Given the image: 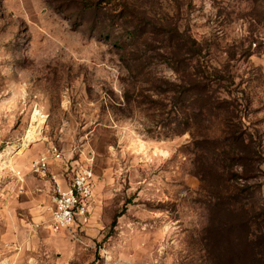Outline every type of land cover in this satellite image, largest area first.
<instances>
[{"label": "rangeland", "instance_id": "1", "mask_svg": "<svg viewBox=\"0 0 264 264\" xmlns=\"http://www.w3.org/2000/svg\"><path fill=\"white\" fill-rule=\"evenodd\" d=\"M174 28L219 71L248 158L225 161L217 120L187 126L188 99L161 94ZM52 146L96 175L78 229L48 227L30 163ZM0 264H264V0H0Z\"/></svg>", "mask_w": 264, "mask_h": 264}, {"label": "trees", "instance_id": "2", "mask_svg": "<svg viewBox=\"0 0 264 264\" xmlns=\"http://www.w3.org/2000/svg\"><path fill=\"white\" fill-rule=\"evenodd\" d=\"M175 33L172 35L180 36L177 42L171 44V49L169 52L166 51V56L170 57V60L173 61V69L178 75V82H167L172 87H169L168 90H164L162 93L168 92L173 93V99L175 103L182 102L184 98L188 99V102L191 103V113L188 114L187 126L191 125V122H196L198 116H202L205 119L214 118L217 120L218 125L225 129L221 130V134L225 135L224 139L228 140L227 144L221 146V155L225 158V161L235 162L240 161L241 159L248 158V156H240L236 154L235 150L237 148L236 141L239 139L234 132H231L228 127H230L231 118L234 117L233 111L229 108H223V104L226 101L222 97V93H218V96L211 93L212 85H216L218 81L222 80V77L219 75V71L215 68H208L201 66L199 64V57L202 53L201 43L193 37H184L177 33V29L174 28ZM170 47V46H169ZM174 47H180V52H175ZM160 55V54H159ZM161 56H165L161 54ZM130 57V56H129ZM197 61L196 66H192L193 62ZM189 62V66L187 64ZM186 65V70H180V67ZM131 71L138 72L142 68L129 67ZM212 69V71H210ZM181 88V90H177ZM197 104H199L197 106ZM194 106H197L194 108ZM210 121V119H209ZM193 139L197 143L203 144L209 140H216L218 136L213 138L208 135H196L190 130H187ZM178 133V132H177ZM222 136V135H221ZM221 136H219L221 138ZM219 138V139H220ZM217 139V140H219ZM203 141V142H202ZM236 223V221H235Z\"/></svg>", "mask_w": 264, "mask_h": 264}, {"label": "built area", "instance_id": "3", "mask_svg": "<svg viewBox=\"0 0 264 264\" xmlns=\"http://www.w3.org/2000/svg\"><path fill=\"white\" fill-rule=\"evenodd\" d=\"M49 153L50 156L38 155L30 163L33 173L50 177L48 227L52 232L78 229L86 223L91 213L96 185L94 169L88 162L71 168L64 167V155L57 146H52ZM50 157L58 163L56 172L51 171Z\"/></svg>", "mask_w": 264, "mask_h": 264}, {"label": "bare ground", "instance_id": "4", "mask_svg": "<svg viewBox=\"0 0 264 264\" xmlns=\"http://www.w3.org/2000/svg\"><path fill=\"white\" fill-rule=\"evenodd\" d=\"M33 135H34L33 137H35L37 135L35 130H33Z\"/></svg>", "mask_w": 264, "mask_h": 264}]
</instances>
